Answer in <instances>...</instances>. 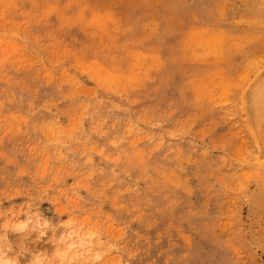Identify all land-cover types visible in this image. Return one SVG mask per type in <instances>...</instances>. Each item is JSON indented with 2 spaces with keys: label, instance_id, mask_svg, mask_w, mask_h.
Wrapping results in <instances>:
<instances>
[{
  "label": "rangeland",
  "instance_id": "rangeland-1",
  "mask_svg": "<svg viewBox=\"0 0 264 264\" xmlns=\"http://www.w3.org/2000/svg\"><path fill=\"white\" fill-rule=\"evenodd\" d=\"M261 70L264 0H0V258L264 264Z\"/></svg>",
  "mask_w": 264,
  "mask_h": 264
},
{
  "label": "bare ground",
  "instance_id": "bare-ground-1",
  "mask_svg": "<svg viewBox=\"0 0 264 264\" xmlns=\"http://www.w3.org/2000/svg\"><path fill=\"white\" fill-rule=\"evenodd\" d=\"M262 71V70H261ZM260 71V74L262 73V72H264V70L261 72ZM259 74V73H258ZM258 76V75H257ZM260 76V75H259ZM261 78H263V77H261ZM261 78H259L258 80H256L255 82H253L252 84H253V86H252V84L250 85V86H248V90H247V92H246V98L248 99V100H253L252 102H251V109H253L254 107L256 108V106L258 105V106H260V104L261 103H263L264 104V96L262 97V95H264V92L262 91V89L264 88V83H263V81H264V78L263 79H261ZM263 83V84H262ZM259 85H261V86H259ZM263 85V86H262ZM259 86V87H258ZM250 87V88H249ZM253 90H254V93H255V91H256V93L254 94L253 93ZM263 93H262V92ZM261 93H262V95H261ZM258 94H259V96H261V98H259V96H258ZM243 98H245V97H243ZM263 101H262V100ZM244 100H246V99H244ZM258 101H260V104L259 103H257ZM245 102H247V101H245ZM257 103V105L255 106V104ZM246 104V103H245ZM248 105V104H247ZM246 105V106H247ZM244 106V105H243ZM246 106H244V107H246ZM250 106V105H249ZM257 106V107H258ZM243 107V108H244ZM262 107V106H261ZM260 107V108H261ZM247 108V107H246ZM259 108V109H260ZM259 109H257L256 111L257 112H255L254 111V113H255V115H256V120H257V116L259 117V119L258 120H260V117H261V115H259ZM245 110H247V109H245ZM255 110V109H254ZM261 111V110H260ZM245 112V111H244ZM248 112V111H247ZM258 115H257V114ZM249 114V113H248ZM248 114H247V116H248ZM249 117V116H248ZM254 118V119H255ZM261 118H264L263 116L261 117ZM250 120H251V117H250ZM264 119H261V121L260 122H262ZM248 123H249V121H248ZM251 124V123H250ZM254 124H255V121H254ZM257 124H259L258 123V121H257ZM252 125V124H251ZM250 125V126H251ZM255 126V125H254ZM259 126H260V124H259ZM258 127V126H257ZM261 127V126H260ZM260 127H259V129H260ZM252 128V127H251ZM253 129V128H252ZM255 129V128H254ZM259 131V130H258ZM258 134V133H257ZM262 135V134H261ZM255 136V135H254ZM258 141V140H257ZM256 141V142H257ZM264 141V140H263ZM259 143V142H258ZM257 143V144H258ZM258 146V145H257ZM261 149H262V147H261ZM65 241L63 240V243H62V245H65ZM58 244V243H57ZM82 244V243H81ZM73 245H74V243L69 247V248H66L63 252H61V251H59V253H58V256H59V258H60V261H65V259H67L66 257H67V255L68 254H70V252L72 251V249H73ZM59 248V247H58ZM76 254V253H75ZM39 255V254H38ZM38 255H37V257H38ZM33 257V256H32ZM34 258V257H33ZM33 258H32V260H33ZM28 259H30V258H28ZM76 258H73V260H75ZM44 261H45V259H44ZM0 264H6V261H3L2 260V258H0ZM10 264H18V261L16 262V261H14V262H12V263H10ZM31 264H45V263H43L42 262V260L41 259H39V260H37V262H32Z\"/></svg>",
  "mask_w": 264,
  "mask_h": 264
}]
</instances>
